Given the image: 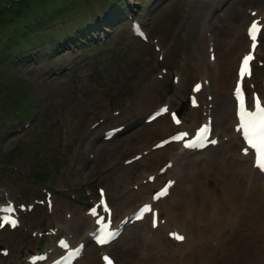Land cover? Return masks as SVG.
<instances>
[{
    "label": "rangeland",
    "instance_id": "1",
    "mask_svg": "<svg viewBox=\"0 0 264 264\" xmlns=\"http://www.w3.org/2000/svg\"><path fill=\"white\" fill-rule=\"evenodd\" d=\"M26 2L23 17L18 19L13 13V18L9 19L11 24L0 27V50L4 51L0 54V78L13 89L9 96L11 102L26 98L34 101L31 111L22 118L6 109L7 117L2 120L4 116L0 110V196L5 192L17 203L33 204L49 192L56 218L63 222L65 212L71 211L74 219L85 213L96 201V186L100 182L115 209H120L127 201L128 194L147 186L137 178L149 163L124 165L137 155L135 150L124 154L134 149L139 140L132 136L150 129L144 124V118L151 110L170 100L174 102L172 110H179L188 100L191 85L195 81L203 83L194 78L191 67L204 32L211 33V39L220 43V47L241 34L244 36L240 26L243 18L246 22L249 19L244 12L257 8L262 0ZM17 3L18 0H4L0 7L8 4L16 10ZM52 6L61 8V12L48 17L51 24L47 25L46 16ZM1 10L0 15H8ZM128 13L135 17L138 13L145 22L150 33L147 43L129 38V22L123 17ZM106 17H111L112 21L111 28L104 29L102 46L95 43L92 49L88 38L76 45L65 44V39L92 30ZM24 24L30 25L32 44L31 39H22L25 46L21 50L13 45L14 41L10 43L11 49H6L12 36L22 38L19 32ZM38 31L42 35L34 36ZM260 44L253 77L247 87L249 92L254 90L264 96V35ZM206 45L209 43L203 48ZM40 47L47 48L40 51ZM157 49H161L160 53ZM9 52L13 55H8ZM219 52L215 47L216 58ZM208 62L205 58L207 65ZM234 62V59L232 64L230 62L233 77ZM67 66L70 68L66 69ZM232 81L233 78L228 80L227 96H230ZM5 93V87H0V106ZM203 96L205 100L213 98L209 92ZM222 98L225 102V97ZM206 104L209 109L213 108L215 120L217 108L214 109L212 101ZM146 107L148 109L143 111ZM187 110L186 106L181 117L188 115ZM117 127L125 128L123 134L111 142L103 141L104 133ZM115 150L123 155H116L109 165L107 155ZM121 175L126 178L125 184L117 181ZM138 185L139 190H134ZM47 212L45 207L34 204L30 213L22 215L20 230L12 234L0 233V241L8 244L11 254L18 250L13 248L14 243L19 249L33 252L53 243L51 236L37 234L51 229ZM125 243L124 240L116 246L118 253H122ZM12 259L8 258L7 264H12ZM21 260L24 264V257Z\"/></svg>",
    "mask_w": 264,
    "mask_h": 264
},
{
    "label": "bare ground",
    "instance_id": "2",
    "mask_svg": "<svg viewBox=\"0 0 264 264\" xmlns=\"http://www.w3.org/2000/svg\"><path fill=\"white\" fill-rule=\"evenodd\" d=\"M258 7L260 13H256L254 19L262 14L264 0ZM240 27L243 28L244 24ZM263 34L264 30L260 36ZM203 37L199 49L194 53L192 67L196 70V78L208 81L209 76L208 89L213 94L214 109L217 108L215 128L212 127L211 133V139H216V147L197 153L184 149L182 143L170 144L164 147L165 150L155 152L140 162L149 165L138 174L139 179H146L144 177L148 174L154 176L152 173L156 175V171L163 167L164 174L157 185L177 181L169 190V196L159 203L161 208L157 215L160 216V223L164 220V224H160L155 231L150 228L145 231V236L142 237L146 242L143 251L139 250L143 245L141 243L130 246L127 264H264V176L254 169L251 153L242 155L241 134L236 129L235 102L232 96H226L228 80L233 73L230 62L234 57L240 59L249 45L242 34L221 47L217 42V49L220 51L218 59L216 58L218 62L207 68L205 54L209 59L211 49L207 45L203 48L206 43V37ZM236 81L235 76L234 85ZM204 90L202 88L201 92ZM193 97L197 106L190 108L188 126L184 122L177 127L169 125L166 123L168 116L161 115L146 133L132 136L139 140L134 149H129L124 154L133 150L146 152L157 136L167 138L177 131L192 135L199 113L205 122L209 120V112L204 109V104L198 102V96ZM222 97H225V102ZM173 104L169 101V105ZM147 109L143 108V111ZM211 114L212 112L210 116ZM110 155H107L106 161L112 165L115 156L121 157L123 153L115 150ZM196 167L201 169L191 174ZM185 172L190 176L184 178ZM125 180L124 175L117 178V181H123L124 184ZM179 182L180 185H177ZM155 186L156 182L137 193L128 194V202L120 210L116 209V217L129 214V205L133 206L142 200L150 201L151 196L147 198L145 194ZM147 220L143 219L142 222ZM60 224L59 229L66 230L72 246L87 243L89 234L95 230L92 218L87 216L84 219L75 218L73 223L63 221ZM141 226L146 228L144 224ZM174 231L184 238L181 244L166 239L168 233ZM139 251L145 260L143 263H138L137 257L133 255ZM52 252L55 253L54 250ZM20 253L17 250L13 256ZM87 258V264H94L93 254H89ZM14 264H19L18 259L14 260Z\"/></svg>",
    "mask_w": 264,
    "mask_h": 264
},
{
    "label": "snow or ice",
    "instance_id": "3",
    "mask_svg": "<svg viewBox=\"0 0 264 264\" xmlns=\"http://www.w3.org/2000/svg\"><path fill=\"white\" fill-rule=\"evenodd\" d=\"M258 32V25L257 22L253 21L251 27L248 30V34L250 38L255 42L256 39V33ZM255 47V43H253V48ZM253 57L251 54L245 56L243 58V61L241 63L240 67V77L243 78L245 74L249 73V62ZM197 89L200 87L199 85L196 86ZM235 95L236 100L238 102V116L240 119V125L238 128V131L242 133L244 141L247 143L249 149L255 150V167L259 169L261 172H264V105L261 104V101L259 98L255 99V110L249 111L245 107V100L242 96L241 91V85L238 82L235 87ZM194 103V101H193ZM168 109L161 108L159 112H157V116H160L163 113H166ZM155 118V117H154ZM171 118L173 121H175L177 124L180 123V120L177 118V114L173 112L171 114ZM207 127H202L197 135L199 136L200 133H203L207 131ZM174 139L182 140L184 139V134L178 137H174ZM210 143L215 144V140H211ZM191 145L185 144V147H190ZM247 152V150H245ZM164 192L166 194V188L164 189ZM159 195V194H158ZM4 211H11V209H4ZM142 212H149L150 209L147 205L141 210ZM139 218V217H138ZM4 223H11L15 224L14 220L5 219ZM153 225L155 226V220H153ZM2 226V225H0ZM175 239L177 240H183V237L180 235H177L175 233L172 234ZM106 241L104 239L97 240V243L103 244ZM105 260H108L107 257H105ZM108 264H111V261L108 262Z\"/></svg>",
    "mask_w": 264,
    "mask_h": 264
},
{
    "label": "trees",
    "instance_id": "4",
    "mask_svg": "<svg viewBox=\"0 0 264 264\" xmlns=\"http://www.w3.org/2000/svg\"><path fill=\"white\" fill-rule=\"evenodd\" d=\"M18 1H19V3H17L18 8L16 10L13 9V6H8V4H7V6H5V8L4 7H0V10L1 9L4 10L3 12H8V15H4V16L0 15V27H1V25L3 26V25H6V24H11L9 19L13 18L12 17L13 13H15L17 15L16 18H18V19L20 17L24 16L25 9H26V7L28 5V3L26 1H28V0H23V1L22 0H18ZM84 1H86V0H83V2ZM73 4H74V2H73ZM74 6H76V4ZM15 11H17V13ZM52 11H56V12L52 13ZM60 12H61V8L52 6V8L50 9V12H49L50 14H48L46 16V18H48V17L51 18L54 14H59ZM35 20L38 21L39 17L36 16ZM50 22H51V20L49 19L48 23H46V24L50 25L51 24ZM36 27H38V26H36ZM31 34H32V31L30 29V25L29 24H24L22 26V28L20 29V32H19V35H21L22 38H17L15 36L14 37L12 36L13 38L11 37L10 42L8 43V45L5 46V48L6 49H9V48L11 49L10 43H12L14 41L13 45H15L16 48H20V50H21L25 46V43L23 42L22 39H26L27 41H29L31 39L30 43L32 44V38L30 36ZM33 35L34 36H41L42 33H40L38 31V32H34ZM7 51H11V50H7ZM3 53H4V51L0 50V54H3ZM8 55L11 56V55H13V53L9 52ZM13 105L14 104L11 103V106H13ZM19 106H21L23 112H27L28 111V107L26 105L20 104Z\"/></svg>",
    "mask_w": 264,
    "mask_h": 264
},
{
    "label": "clouds",
    "instance_id": "5",
    "mask_svg": "<svg viewBox=\"0 0 264 264\" xmlns=\"http://www.w3.org/2000/svg\"><path fill=\"white\" fill-rule=\"evenodd\" d=\"M4 2V0H0V3H3Z\"/></svg>",
    "mask_w": 264,
    "mask_h": 264
}]
</instances>
